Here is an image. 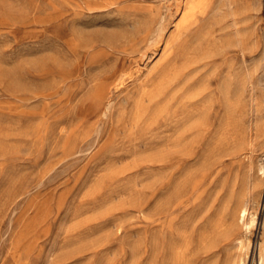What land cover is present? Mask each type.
Returning <instances> with one entry per match:
<instances>
[{"label":"rangeland","instance_id":"obj_1","mask_svg":"<svg viewBox=\"0 0 264 264\" xmlns=\"http://www.w3.org/2000/svg\"><path fill=\"white\" fill-rule=\"evenodd\" d=\"M180 4L0 0V264H166L243 198L260 264L264 0Z\"/></svg>","mask_w":264,"mask_h":264},{"label":"bare ground","instance_id":"obj_2","mask_svg":"<svg viewBox=\"0 0 264 264\" xmlns=\"http://www.w3.org/2000/svg\"><path fill=\"white\" fill-rule=\"evenodd\" d=\"M205 1L206 0H181L180 7L178 9V14H179L178 27L179 26L185 27L186 25L195 21L196 14L204 6ZM225 3H227V2H225ZM169 151H170V149H169ZM248 186H249V184H248ZM254 186H257V185H254ZM171 190H173V189H171ZM171 192H173V191H171ZM165 194L166 193H164V195ZM174 194L176 195V193H174ZM257 194H259V193H257ZM168 196H169V192H168V195L166 194V197H168ZM166 197H165V199H166ZM254 197H257V195ZM257 198H254V199H257ZM247 201H249V200L243 198V200H241L239 205L236 204L237 207H235V209H234L237 222H239V218H240V222H241L240 225L235 227V224H237V223H234V222L228 223L226 220V217H225V213H222V215L220 216L218 221H215L211 225H210V223H209V225L207 224L209 227L203 226L202 229L199 231V233L197 234L198 242H197V250L196 251H191L190 236H188V235L187 236L185 235L186 237L183 236V242L182 243L171 244L169 247V252L167 255V259H166V264H244V254L246 252L245 249L247 248L248 244L245 240L246 239V233L243 230V228L251 231L252 230L251 228H252V226L256 220L255 211L253 209V206L251 204V207H252L251 208L250 205H248L249 202L247 203ZM159 202H161V201L159 200ZM169 202H170V199H169ZM258 202H259V200H258ZM228 203H229V201H228ZM250 203H252V202H250ZM158 204L160 205V203H158ZM169 204H171V203H169ZM254 204H257V203H254ZM155 207H156V205H155ZM153 208H154V205H153ZM250 208L253 210H251ZM156 209H158V208H156ZM156 209L154 208V210H156ZM204 221H206V220H204ZM209 221L211 222V220H209ZM182 224H183V221H182ZM184 225L186 226L185 222H184ZM200 226L198 228H201ZM185 229H187V228H185ZM180 232H183V231H180ZM177 238L180 239L181 236H179ZM172 241L173 240L171 239V242ZM192 241H193V239H192ZM152 243H149V244H152ZM221 245H222V247L226 248V252L223 255V257L221 256V253H220L221 252ZM155 248L156 247H153V251H155ZM197 251H200L198 253V255H196V257L193 256V254ZM153 255H155V253H153ZM260 256H261L260 264H264V248L262 250H260ZM139 257H141V256L139 255ZM149 258H150V256H149ZM149 258H148V260H149ZM194 260H196L195 261L196 263L194 262ZM149 262H150V260H149Z\"/></svg>","mask_w":264,"mask_h":264}]
</instances>
